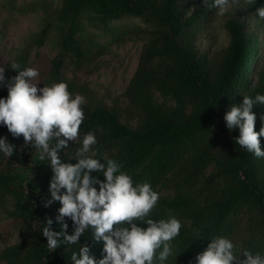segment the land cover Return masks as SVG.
Wrapping results in <instances>:
<instances>
[{
	"label": "trees",
	"instance_id": "1",
	"mask_svg": "<svg viewBox=\"0 0 264 264\" xmlns=\"http://www.w3.org/2000/svg\"><path fill=\"white\" fill-rule=\"evenodd\" d=\"M59 1L56 7L53 0H35L30 7L10 2V10H41L46 15L35 41L45 44L54 30V35L59 32L61 47L52 61L47 86L65 82L73 98L76 94L86 97L79 138L69 141L68 151L60 154L62 162L77 163L75 153L91 131L97 143L89 155L95 153L93 158L105 165L108 159L117 161L134 186L148 182L159 193L158 187L169 184L172 195L159 196L149 217L158 221L171 213L181 221L180 234L171 241L173 254L165 264H195L196 255L215 237L230 239L237 255L244 250L264 255V158L237 145L239 129L229 131L224 120L230 106L242 104L244 96L264 95V59H260L264 19L257 15L264 0L252 4L236 0L225 19L230 44L213 57L197 44L199 33L218 15V9L209 6L212 0L207 4L204 0ZM130 17L143 23L116 26V21ZM88 28L97 30L92 33L95 36L110 35L118 43L143 41L137 70L126 91L137 127L122 122L116 109L94 104L85 87L66 74L70 66L81 68L89 60L86 45L92 42L83 39ZM28 59L27 52L17 56V72L30 68ZM16 71L8 67L5 79L17 75ZM7 95V87L0 85V98ZM252 111L258 132L264 126V105H254ZM2 137H7L15 151L0 170V196L13 197L10 215L26 225L17 243L0 251V264H73L72 253H78L82 245H88L97 260L102 258L103 241H94L90 229L79 243L48 248L42 236L46 219L53 220V231H60L53 203L44 207L51 196V167L40 163L36 180L30 181L19 174L18 167L28 164L30 157L40 161L39 152L32 147L26 150L23 137L14 138L4 125H0ZM260 141L264 150V137ZM91 175L105 179L102 173ZM66 222L71 235L73 223L67 218ZM139 226L147 227L145 223Z\"/></svg>",
	"mask_w": 264,
	"mask_h": 264
},
{
	"label": "clouds",
	"instance_id": "2",
	"mask_svg": "<svg viewBox=\"0 0 264 264\" xmlns=\"http://www.w3.org/2000/svg\"><path fill=\"white\" fill-rule=\"evenodd\" d=\"M233 3L236 0H212L209 6L218 9V14L223 16ZM257 15L264 19V7L257 9ZM19 67L12 65L15 71ZM4 72L5 69L0 68V85L7 87L8 95L0 98V125L6 126L14 138L22 136L25 147L38 150L39 159H47L53 172L49 186L51 199L44 202V207L56 201L60 203L55 218L60 231H53V220L46 219L42 236L48 248L55 250L61 243H79L80 237L90 229L94 241H103L102 258L97 260L90 255L89 246L82 245L78 253H72L73 264H154L156 260L165 264L173 254L171 241L180 234L182 224L171 213L168 219L149 218L159 200V193L150 183L134 186L131 176L121 171L122 166L117 161L108 159L105 165L93 158L95 153L89 155L97 143L91 131L83 137L82 147L75 153L77 163L61 160L60 150L67 148L69 141L79 138L86 98L80 94L73 98L65 82L38 87L39 83H34L39 76L35 68L16 71L17 75L8 80ZM254 105H264V95L257 94L254 99L244 96L242 104L230 106L224 120L229 131L239 129L237 145L257 158H264L260 141V137H264V126L258 132L255 130ZM261 120L264 121V115ZM14 151L15 146L7 137L0 138V152L11 157ZM93 172L102 173L105 179L93 177ZM66 218L73 223L71 235ZM140 223L147 227L139 226ZM235 249L230 239L215 237L196 255L195 264H264V255H253L249 250L237 255Z\"/></svg>",
	"mask_w": 264,
	"mask_h": 264
},
{
	"label": "rangeland",
	"instance_id": "3",
	"mask_svg": "<svg viewBox=\"0 0 264 264\" xmlns=\"http://www.w3.org/2000/svg\"><path fill=\"white\" fill-rule=\"evenodd\" d=\"M34 1L0 0V68L5 69L6 72L7 68L15 63L19 54L27 52L29 67L35 68L39 72V76L34 83H39L38 87H43L48 85L52 61L61 51L58 39L59 32L55 31L56 35H54L53 30L50 34L51 38L45 44L38 45L35 39L38 38L37 34L46 24V15L41 10L27 13L10 10V2L15 3V5L30 7L29 5ZM57 5H60V1L53 0V6L56 7ZM46 6L50 7L48 3ZM233 6L234 3L231 4L223 16L218 14L216 19L212 20L206 26V29L199 33L197 44L202 51L207 53L208 57L215 56L230 44L231 36L225 27V19ZM132 23H143V20L130 17L115 22L116 26ZM92 33H97V30L88 28V32L83 34L84 40L92 42V44L86 45L89 52L88 62H85L81 68L70 66L66 74L69 79L85 87L87 97L94 104H104L107 107L116 109L122 122L137 127L138 119L136 116L134 117L130 110L126 91L137 70L143 49V41L130 40L127 43H118L111 40L110 35L95 36ZM260 40V59L262 60L264 59V27H262ZM52 143L55 144L54 141ZM30 147L32 146H29V149L25 147V149L30 151ZM33 149L38 152L35 148ZM67 151L68 148L61 149L59 155L65 154ZM8 161L9 157L2 153L0 170L8 165ZM40 163L48 168L50 167L47 159L37 161V159L30 157L28 164L18 167L19 174L21 173L30 181L32 179L36 180V174L40 171L38 167ZM209 170H211V167ZM158 189L160 197H167L173 193L169 184H164ZM27 190L29 191L28 186ZM60 207L58 201L53 202V217L56 218ZM12 210H14L13 197L0 196V251L9 245L16 244L25 231L26 221L15 220L10 215ZM34 224L39 227L40 221L35 219Z\"/></svg>",
	"mask_w": 264,
	"mask_h": 264
}]
</instances>
